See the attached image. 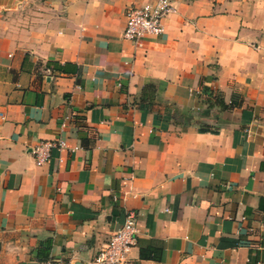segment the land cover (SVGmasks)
Returning a JSON list of instances; mask_svg holds the SVG:
<instances>
[{"label": "crops", "instance_id": "crops-1", "mask_svg": "<svg viewBox=\"0 0 264 264\" xmlns=\"http://www.w3.org/2000/svg\"><path fill=\"white\" fill-rule=\"evenodd\" d=\"M152 1L10 0L39 11L0 48V264H89L128 211L129 264H264V0H171L134 47Z\"/></svg>", "mask_w": 264, "mask_h": 264}, {"label": "built area", "instance_id": "built-area-1", "mask_svg": "<svg viewBox=\"0 0 264 264\" xmlns=\"http://www.w3.org/2000/svg\"><path fill=\"white\" fill-rule=\"evenodd\" d=\"M175 12L171 0H153L140 6L124 10V27L121 37L130 41L134 47L141 48L145 39L154 38L163 31L164 18ZM0 118H3L0 112ZM64 124H61L62 128ZM65 146L61 138L41 141L30 151L36 165L47 162L51 148L60 150ZM137 228L133 212L125 213L120 226L111 234L107 242L97 250L89 264H129L128 253L137 242ZM42 264H55L45 261Z\"/></svg>", "mask_w": 264, "mask_h": 264}, {"label": "rangeland", "instance_id": "rangeland-1", "mask_svg": "<svg viewBox=\"0 0 264 264\" xmlns=\"http://www.w3.org/2000/svg\"><path fill=\"white\" fill-rule=\"evenodd\" d=\"M2 1L3 4H0V48L3 46L6 32L15 27L19 28L18 30L27 28L30 24L27 23L26 17L31 15L30 12L39 11V9L33 7V4L20 3L10 8V0Z\"/></svg>", "mask_w": 264, "mask_h": 264}, {"label": "trees", "instance_id": "trees-1", "mask_svg": "<svg viewBox=\"0 0 264 264\" xmlns=\"http://www.w3.org/2000/svg\"><path fill=\"white\" fill-rule=\"evenodd\" d=\"M213 104L216 105L219 109H225L229 104L224 103L219 98H214ZM139 256L143 259L156 260L157 252L154 247H147L139 251Z\"/></svg>", "mask_w": 264, "mask_h": 264}, {"label": "water", "instance_id": "water-1", "mask_svg": "<svg viewBox=\"0 0 264 264\" xmlns=\"http://www.w3.org/2000/svg\"><path fill=\"white\" fill-rule=\"evenodd\" d=\"M77 264V263H76Z\"/></svg>", "mask_w": 264, "mask_h": 264}]
</instances>
